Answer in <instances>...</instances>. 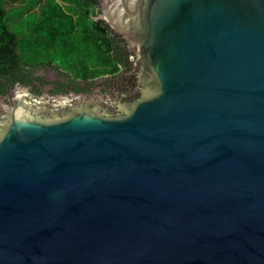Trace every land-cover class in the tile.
<instances>
[{"label":"water","instance_id":"1","mask_svg":"<svg viewBox=\"0 0 264 264\" xmlns=\"http://www.w3.org/2000/svg\"><path fill=\"white\" fill-rule=\"evenodd\" d=\"M100 4L143 96L48 120L17 88L0 264H264V0Z\"/></svg>","mask_w":264,"mask_h":264},{"label":"trees","instance_id":"2","mask_svg":"<svg viewBox=\"0 0 264 264\" xmlns=\"http://www.w3.org/2000/svg\"><path fill=\"white\" fill-rule=\"evenodd\" d=\"M24 2L0 0V78L9 74L16 79L40 64L56 63L86 79L119 68L123 51L109 26L98 19L100 0H63L68 10L58 2L60 7L47 9L44 4L41 12L24 11L28 25L21 34L9 27L8 8L16 4L23 10Z\"/></svg>","mask_w":264,"mask_h":264},{"label":"flooded vegetation","instance_id":"3","mask_svg":"<svg viewBox=\"0 0 264 264\" xmlns=\"http://www.w3.org/2000/svg\"><path fill=\"white\" fill-rule=\"evenodd\" d=\"M98 19L107 24L99 15ZM110 30L116 37L119 49L123 51L121 58H117L119 68L116 71L86 79L75 77L64 67L52 63L40 64L31 72L26 69L24 75L16 79L10 78L9 74L5 78L1 77L0 131L10 120L13 94L17 88L22 90V87V92L30 95L24 93L21 97L28 103L32 101L28 97L35 100L34 107L38 110L34 108L32 113L40 119L65 117L80 108L109 115L126 113L121 108L143 96L140 76L135 71L137 55L121 34Z\"/></svg>","mask_w":264,"mask_h":264},{"label":"rangeland","instance_id":"4","mask_svg":"<svg viewBox=\"0 0 264 264\" xmlns=\"http://www.w3.org/2000/svg\"><path fill=\"white\" fill-rule=\"evenodd\" d=\"M58 2L62 4L65 10H68V6L66 5L67 2H63V0H44L42 2H40V0H25L23 4V7H24L23 10H20L19 6L16 4H10L9 5L10 8H8L9 9V15H8L9 27L14 30H21V34H22L24 32L23 30H25L24 28H26V26L28 25V23L26 22L28 14H26V16L24 17L23 16L24 11L35 10L36 12H41L42 11L41 7H43L44 4H46L47 9H48V6L49 7L51 6L60 7ZM19 13H22V15H20Z\"/></svg>","mask_w":264,"mask_h":264}]
</instances>
